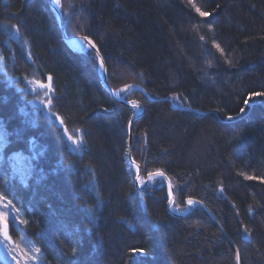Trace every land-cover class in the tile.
<instances>
[{
  "label": "trees",
  "instance_id": "trees-1",
  "mask_svg": "<svg viewBox=\"0 0 264 264\" xmlns=\"http://www.w3.org/2000/svg\"><path fill=\"white\" fill-rule=\"evenodd\" d=\"M62 3L67 35L95 43L112 89H143L126 95L144 108L130 151L141 178L163 171L176 211L193 198L212 217L199 205L171 215L161 177L136 188L135 114L103 86L94 51L64 41L48 0H0V194L44 263L236 264L239 249V264H264V96L250 98L264 92V0ZM49 75L63 125L27 85ZM14 151L24 181L8 170Z\"/></svg>",
  "mask_w": 264,
  "mask_h": 264
},
{
  "label": "snow or ice",
  "instance_id": "snow-or-ice-1",
  "mask_svg": "<svg viewBox=\"0 0 264 264\" xmlns=\"http://www.w3.org/2000/svg\"><path fill=\"white\" fill-rule=\"evenodd\" d=\"M51 2L58 8V9H62L63 10V3H62V0H51ZM191 2V0H190ZM196 12L201 16V17H208L211 15V13L209 12H206V11H202L199 7H196ZM7 23H10V22H6L5 24V27H7ZM12 28L15 29V33L18 35L19 32H20V29H19V26L17 25H12ZM81 44L82 45H87V46H90L92 47L93 49H96V45L94 42H92L88 37H82L81 38ZM217 49L220 51L221 54H223L224 52V49L220 47L219 44L216 45ZM97 51V54L99 53V49H96ZM29 55H31V53H29ZM0 60H3V56L0 55ZM229 64H231V61H228ZM100 67L102 69H104L105 71H107V69L104 68V61L103 59L101 58L100 59ZM48 79V83L47 84H40V87L42 89H47V91H45L44 95L46 97V106L48 107V110L51 112V109L52 107L54 106L53 105V99L51 98V95L50 93H52L54 91L53 87H52V76L49 75L47 77ZM30 83H32L30 81ZM36 83H39L38 81ZM135 85L133 84H125L123 86V88H119V89H114V93L116 96H121L122 93L124 92H127L129 90H131ZM255 96H264V92H260V93H251L250 94V98L251 97H255ZM129 103L132 105V107L134 109H139L140 107V102L137 101V100H132V101H129ZM244 103L247 105L249 103V100H245ZM241 112H244L245 109L244 108H241L240 109ZM232 117H228V119H231ZM56 119L59 120V122L63 125L64 124V120L63 118L59 117V115L57 114L56 115ZM129 123H131V121H129ZM65 132L68 131L67 128L64 129ZM79 131V129H77V132ZM239 133H237L238 135ZM3 139L5 140V142H7V138L6 136L3 137ZM69 139L72 141V143L77 147L79 148L85 141H84V138L83 136H69ZM137 167V172H139V165L137 164L136 165ZM164 173L163 171L161 170H157L155 172H151L148 174V178L149 179H152L154 177H157V176H163ZM241 175H244L243 173H241ZM246 179H258L257 177H251V176H246L245 177ZM137 179L139 180V182L141 184L144 183V180L138 175L137 176ZM223 189H221L222 191ZM174 201L172 199V190H171V185L169 186V204H173ZM196 203H202V201H196V200H193L192 198H188L187 200V205L188 206H192ZM0 209H4V210H0V223L3 224V228H2V238H0V243H3L5 244V246L8 248V254L9 255H12V258L14 260L17 261V264H20V261L17 259V256L15 254H13L12 252V249L11 247L9 246V241H11L12 237L9 235V223H8V219L7 217L10 215V212L14 211L15 213H19L20 212V209L18 208H15L14 204H13V201L12 200H9L7 199L6 196H3V195H0ZM16 219H20L19 216L17 215L16 216ZM20 223L22 224H27L28 221L27 220H23V219H20ZM245 232L247 233H250L251 230L248 229L247 227H245L244 229ZM41 249L38 248V247H35L33 249V252L34 253H40ZM73 253H75L77 251V249L74 247L72 248L71 250ZM140 252H143L144 249H139ZM24 256H25V264H27V261L28 260H36L37 259V256L36 255H29L27 252L24 253ZM236 260H237V264H239V261H240V253H239V249L236 250Z\"/></svg>",
  "mask_w": 264,
  "mask_h": 264
},
{
  "label": "rangeland",
  "instance_id": "rangeland-1",
  "mask_svg": "<svg viewBox=\"0 0 264 264\" xmlns=\"http://www.w3.org/2000/svg\"><path fill=\"white\" fill-rule=\"evenodd\" d=\"M80 44L81 43H79V45ZM27 81H28L27 82L28 88L31 89V92L34 93L36 96L34 99L36 101V103L39 106L47 109V111H49L48 107L46 106V103H45L46 97L44 95V93H45V91H47V89H42L40 87V84H47L48 81L45 83L40 82V81H38L39 83H36L37 80H35V79H30ZM30 81L32 83H30ZM120 88H123V87H120ZM124 93H122V94H124ZM50 95H51V93H50ZM134 113H139V112L133 111V114ZM50 114L54 115V117L56 119V114H54L52 111L50 112ZM56 120L59 122L58 119H56ZM65 134L67 135L68 138H69V136H71L68 132H65ZM4 142H5V140L2 139V143H4ZM0 146H2V145H0ZM15 167L17 169L26 170V169H28L29 166L18 162V163H15ZM20 179L24 181L25 177H23V175L20 174ZM0 210H4V209H0ZM17 215L19 216L20 219H22L21 212H19L17 214L14 211L10 212V215L7 217L8 223H9V234L12 233V229L14 230V235L12 237L14 240L11 239V241L9 242V246L11 247L13 254H15L17 256V259L20 261V264H25V256H24L25 252H27L29 255H36L37 256L36 260H34V261L28 260L27 264H45L42 257H41V253L37 254V253L33 252V249L35 247H38V246H36V243L34 242L33 239H31L27 236L24 229L20 227L22 223H20V219H16ZM0 238H2L1 235H0ZM0 264H17V261L12 258V255L8 254V248L3 243H0Z\"/></svg>",
  "mask_w": 264,
  "mask_h": 264
},
{
  "label": "water",
  "instance_id": "water-1",
  "mask_svg": "<svg viewBox=\"0 0 264 264\" xmlns=\"http://www.w3.org/2000/svg\"><path fill=\"white\" fill-rule=\"evenodd\" d=\"M48 3H49V7H50V9H51V11L53 12V14H54V16H55V18H56V21H57V25H58V28H59V30H60V32H61V34H62V37H63V39H64V41L68 44V45H70L72 48H75V42H80L81 41V38L82 37H85V36H78V35H76V36H69V35H67V33H66V31H65V28H64V25H63V20H62V14H61V11H60V9H58L52 2H51V0H49L48 1ZM91 40V39H90ZM92 41V40H91ZM93 42V41H92ZM91 50H93L94 51V53H95V55H96V57H97V59H98V63L100 62V59L102 58V56H101V54H100V52L97 54V51H96V49H98L97 48V46H96V49H93L92 47H90V46H88ZM103 59V58H102ZM104 61V60H103ZM99 67H100V63H99ZM104 68L105 69H107V67H106V65H105V62H104ZM100 70H101V81H102V84H103V86L106 88V90L109 92V94L112 96V98L113 99H115V100H117V101H119V102H121V103H124L125 105H127L130 109H132L134 112L135 111H138L139 113L138 114H136L130 121H131V123H129V128H128V133H129V140H128V150H129V161H130V164L135 168V178H134V182H135V186H136V188H141L142 186H144L148 181H149V178H148V174H147V176H146V179L144 180V183L143 184H139L138 183V179H137V176L139 175L140 176V166H139V172H137V167H136V165H137V163L136 162H134L133 161V159L131 158V153H130V151H131V129H132V123H133V121L136 119V118H138L143 112H144V109L140 106L139 107V109H134L133 107H132V105L129 103V102H127V101H125V99H124V97H125V94H121V96H116L115 95V93H114V91H113V89H112V87L109 85V83H108V79H107V71H105L104 69H102L101 67H100ZM132 90H140V91H143L142 89H141V87H139L138 85H135L131 90H129V91H132ZM173 106H174V108H180V107H178L176 104H173ZM139 165V164H138ZM158 177H161L163 180H164V183L166 184V186H167V188H168V190H169V186L171 185V190H172V199H173V201H174V196H173V186H172V184H171V181H170V179H169V177L164 173V175L163 176H158ZM193 199V198H192ZM193 200H196V199H193ZM196 201H200V200H196ZM168 203H169V201H168ZM197 205H199V206H201L209 215H211V217H212V214L210 213V211H209V209L203 204V203H196ZM172 206H173V204H169L168 205V212L170 213V214H172V215H174V216H185L188 212H189V210H190V208H191V206H188L187 205V200H186V212H184V213H176V212H174L173 210H172ZM2 228H3V225H2ZM1 232H2V229H1ZM235 262H236V264H237V260H236V258H235Z\"/></svg>",
  "mask_w": 264,
  "mask_h": 264
},
{
  "label": "bare ground",
  "instance_id": "bare-ground-1",
  "mask_svg": "<svg viewBox=\"0 0 264 264\" xmlns=\"http://www.w3.org/2000/svg\"><path fill=\"white\" fill-rule=\"evenodd\" d=\"M124 94L127 95L126 92ZM127 101H129V100H127ZM5 133H6L5 130L3 129V127L0 124V145H4L6 143V142L2 143V139H3V137H5ZM8 159L11 160L10 163H9V166H8V170L10 171L11 175L12 174L19 175V177H20V174H23V171H25V170L17 169L15 167V163L19 162V163L28 165L29 163L27 161V158H25V156H23V154H21V153H19L17 151H14L12 153V155L8 156Z\"/></svg>",
  "mask_w": 264,
  "mask_h": 264
}]
</instances>
